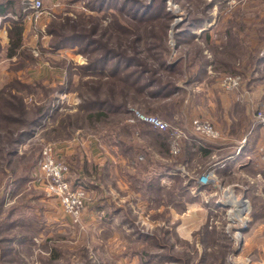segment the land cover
<instances>
[{
	"label": "rangeland",
	"instance_id": "rangeland-1",
	"mask_svg": "<svg viewBox=\"0 0 264 264\" xmlns=\"http://www.w3.org/2000/svg\"><path fill=\"white\" fill-rule=\"evenodd\" d=\"M41 1L35 19L27 0H21L25 13L18 47H11V19L0 16V98L3 94L14 102L10 110L16 118L24 110L21 117L29 120L38 107L44 108L14 144L18 156L10 158L13 162L0 160V264H264L259 151L246 173L216 170L215 185L198 182L209 162L199 157L196 173H186L188 181L185 173H175L180 181L169 178L167 188L148 194L141 183L140 188L133 184L136 180L117 190L111 177H98L93 165L90 173H75L78 160L57 146L75 140L80 153L92 142L98 154H110L115 145L101 134L118 131L143 146L136 151L142 158L152 140L140 136L138 128L140 135L125 131L129 111L139 109L175 126L172 116L191 109L190 101L198 104L195 116L211 121L220 139L213 120L220 105L208 104L207 90L215 86L236 92L258 83L253 84L255 78L264 83V0ZM160 62L164 65L156 66ZM223 75H239V87L222 90ZM160 87L162 95L153 96ZM109 97L107 104L122 105L126 114L89 124L86 106ZM263 105L264 100L250 105L251 120ZM5 127L19 128L13 123ZM187 132L207 146L209 140ZM47 144L57 161L68 164L65 176L71 184L86 190L79 222L56 197L45 195L37 163ZM163 152L165 159L181 153L170 154L169 140ZM149 159L140 171L152 164ZM184 183L189 185L181 191ZM100 195L109 201L101 223ZM20 233L37 234L34 252L33 243L14 241Z\"/></svg>",
	"mask_w": 264,
	"mask_h": 264
},
{
	"label": "crops",
	"instance_id": "crops-1",
	"mask_svg": "<svg viewBox=\"0 0 264 264\" xmlns=\"http://www.w3.org/2000/svg\"><path fill=\"white\" fill-rule=\"evenodd\" d=\"M260 79H253V84L256 81L259 82L251 87L238 89L236 92L219 91L215 86L211 87V90H207L208 95H210L207 100L208 104L212 105V107L220 105L218 116L216 117L213 114V120L221 132L220 139L207 141V146H203L199 145L196 139L197 137L195 138L193 134L187 132L186 138L182 141L181 153L178 157H170L169 159L164 158L165 156L162 154V150H160V143L156 144V142H151L149 160L154 162L158 161V172L185 173L184 175H187L185 181H188L187 179L190 178V175L186 173H196L199 166L197 162L198 158L202 157L206 161H209L203 167L204 169L216 164V173L220 171L221 173H231L233 171L246 173L247 167H250L254 161H258L259 146L264 137L262 128L255 121L251 120L249 108L250 105H257L259 101L264 100V83ZM190 103L192 105L191 109L184 107V110L179 115L174 114L172 116V122L176 127L186 130V128H189L190 119L200 113L194 106L195 104L198 105L197 102L190 101ZM219 118L222 119V124L216 122ZM90 143L91 147L81 149L80 153L77 152L78 148L76 150L77 144L75 140L56 145L60 148L59 152L61 151L64 154L72 155L76 158V161L78 160L79 164L76 165L75 173H90V165H93L95 173H98V177H111L112 185L117 190L130 186L129 184L131 183L128 173H134V169L131 167L132 160H130L129 155L120 153L116 146H111L110 154L104 151L100 155V153L98 154V147L92 142ZM84 155L85 157H83ZM214 155H217L218 158L214 159V157H217ZM221 163H223V166H221ZM97 167L98 172L96 170ZM168 179L167 176L162 178V185L164 187L168 184ZM191 186L190 189H192ZM105 193L107 192L105 191ZM110 196L114 202L115 195L111 193ZM98 198L101 199L103 204L96 206V209L99 208L98 211L102 214L99 215V222L101 223L103 214L107 212L106 208L108 207L109 201L107 196L100 195ZM104 201L106 203H103ZM111 211L115 210L112 209ZM14 241L19 242L20 246H26L29 242H38L37 234L27 236L20 233ZM31 248L34 252L35 243L31 245ZM35 254L37 255V253Z\"/></svg>",
	"mask_w": 264,
	"mask_h": 264
},
{
	"label": "trees",
	"instance_id": "trees-1",
	"mask_svg": "<svg viewBox=\"0 0 264 264\" xmlns=\"http://www.w3.org/2000/svg\"><path fill=\"white\" fill-rule=\"evenodd\" d=\"M24 10L21 3V0H0V16L7 15L11 19V26L9 27V38L11 40V47L15 48L20 45L21 42V33H22V18L24 16ZM139 38V37H138ZM164 65V62H160L156 66H162ZM164 90L163 87H160L153 96L158 97L159 95H162V91ZM165 95H168L169 93H164ZM112 96V95H111ZM114 98V97H111ZM107 101H112V99L106 98L103 100V102H100L97 100L96 102L91 101L87 108V120L89 124H94L96 121L102 122V120H106L110 114L118 115V116H124L126 114L125 108H123L122 105H111L107 104ZM14 102L8 101V99L3 97V94H1L0 98V160L2 162L6 163H12L14 158L13 156H18V152L13 148L14 144H16L21 137H23L25 134H27L28 129L36 123V119L41 115L43 111V106L38 107L37 110L34 111V115L31 116L29 120L23 119L21 116L25 114L24 110L19 111V116L16 118L11 113V108L13 107ZM111 103V102H110ZM17 105H19L18 102H16ZM20 106V105H19ZM97 108V109H96ZM152 109L147 108L146 111H151ZM149 114V113H147ZM70 121H67V123L63 124V130H67L65 127L68 126V123ZM104 122V121H103ZM11 123L17 124L19 128L17 129H11L7 128L5 126H9ZM2 124V125H1ZM19 124V125H18ZM125 124V125H124ZM124 128L125 131L128 133H131L132 136L135 134L140 133L142 135L140 136H148V139L151 138V142H156V144L161 145L160 150L168 151V135L166 132L155 129L151 127L150 125L140 122V121H134L127 123L125 122ZM147 126V127H145ZM68 128V127H67ZM140 129V133H138L137 129ZM147 128V129H146ZM123 129V126H122ZM70 133V132H69ZM130 135V137H132ZM101 138H108L106 139L108 141V144H113L117 147L120 153L122 154H128L130 160H132V166L135 168L134 173H128L130 182L135 181L133 184H135L136 187H140L143 185L145 189H142L144 193H150L155 192L156 190H159L160 188H163L164 185H162V178L164 176H167L171 179V182L175 180H181L179 177H176L177 174L175 173H159V167H157L158 161H151L152 164L144 171H140V165L146 164L147 159L149 157V152L144 153L143 157L140 158L138 155L137 148L143 146L141 144H136L131 138L125 139L122 134H119L117 131L115 132H109V133H103L101 134ZM110 141V142H109ZM149 150V149H147ZM164 153V152H163ZM6 156H8L6 158ZM22 156V155H20ZM150 162V160H149ZM32 166V165H31ZM138 166V169L137 167ZM174 179V180H173ZM174 184V183H173ZM189 184L184 183L181 187L186 188ZM139 187V188H140ZM168 187L167 185L165 186ZM164 187V188H165ZM52 258L57 257V253L50 252Z\"/></svg>",
	"mask_w": 264,
	"mask_h": 264
},
{
	"label": "built area",
	"instance_id": "built-area-1",
	"mask_svg": "<svg viewBox=\"0 0 264 264\" xmlns=\"http://www.w3.org/2000/svg\"><path fill=\"white\" fill-rule=\"evenodd\" d=\"M27 2L30 8L33 9L35 19H37L42 11V1L27 0ZM240 83L241 78L239 75H223L219 79V86L224 91H233L239 87ZM128 121H140L155 129L166 132L169 140V150L172 156H176L180 153L182 141L186 138V130L198 133L209 141L216 140L219 137V132L214 124L208 119L199 116H194L190 120L189 128L186 130L176 126H170L157 115L147 114L134 108L129 111ZM254 121L264 131V105L263 107L255 108ZM52 149V145H45L37 163L39 175L45 186V195L56 197L64 210L71 215L75 221H78L85 206L86 190L83 186L74 187L71 184L70 180L65 176L69 170L68 164L64 161H57L52 155ZM259 157L260 161L264 164V140L259 148ZM215 171L216 164L208 167L198 177V182L205 185H215ZM243 201L246 200L243 199Z\"/></svg>",
	"mask_w": 264,
	"mask_h": 264
},
{
	"label": "bare ground",
	"instance_id": "bare-ground-1",
	"mask_svg": "<svg viewBox=\"0 0 264 264\" xmlns=\"http://www.w3.org/2000/svg\"><path fill=\"white\" fill-rule=\"evenodd\" d=\"M241 203H244V202L241 201ZM244 204L246 205V203H244Z\"/></svg>",
	"mask_w": 264,
	"mask_h": 264
}]
</instances>
